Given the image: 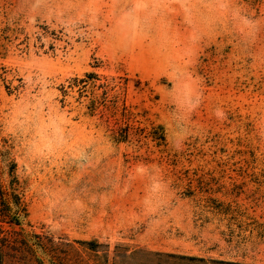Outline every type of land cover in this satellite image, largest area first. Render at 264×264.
<instances>
[{"label":"rangeland","instance_id":"obj_1","mask_svg":"<svg viewBox=\"0 0 264 264\" xmlns=\"http://www.w3.org/2000/svg\"><path fill=\"white\" fill-rule=\"evenodd\" d=\"M2 147L0 264H264V0H0Z\"/></svg>","mask_w":264,"mask_h":264},{"label":"trees","instance_id":"obj_2","mask_svg":"<svg viewBox=\"0 0 264 264\" xmlns=\"http://www.w3.org/2000/svg\"><path fill=\"white\" fill-rule=\"evenodd\" d=\"M91 75H86V79H90ZM127 82V79H124ZM79 83L85 84L86 81L80 80ZM106 88H110L109 85ZM107 93V90L105 94ZM105 99V98H104ZM103 99V100H104ZM103 100L101 98H95L94 103H102ZM154 132H158L161 136L160 141L164 142L165 137L163 134V128L158 127L154 129ZM119 142V141H117ZM0 159L4 164L3 170H0V223L2 224H10L14 226H20L23 219H27L28 217V210L24 201L20 196V183L17 176V165L16 163L10 159L9 152L6 148L0 149ZM2 169V168H1ZM8 175V181L6 184L2 182V175ZM13 239L9 238L6 234L2 226H0V256L1 261L2 257H4L5 252L8 248H11L15 252H20L24 250H34L29 245L30 243L26 240L21 239ZM36 246H40V244H36ZM2 263V262H1ZM57 262L50 261L49 264H56ZM44 264V263H43Z\"/></svg>","mask_w":264,"mask_h":264},{"label":"crops","instance_id":"obj_3","mask_svg":"<svg viewBox=\"0 0 264 264\" xmlns=\"http://www.w3.org/2000/svg\"><path fill=\"white\" fill-rule=\"evenodd\" d=\"M193 239H195L194 237H193ZM200 239V238H199ZM201 240V239H200Z\"/></svg>","mask_w":264,"mask_h":264}]
</instances>
